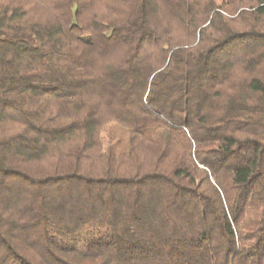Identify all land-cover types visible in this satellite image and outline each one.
Returning <instances> with one entry per match:
<instances>
[{
    "label": "trees",
    "instance_id": "obj_1",
    "mask_svg": "<svg viewBox=\"0 0 264 264\" xmlns=\"http://www.w3.org/2000/svg\"><path fill=\"white\" fill-rule=\"evenodd\" d=\"M0 264H264V0H0Z\"/></svg>",
    "mask_w": 264,
    "mask_h": 264
}]
</instances>
